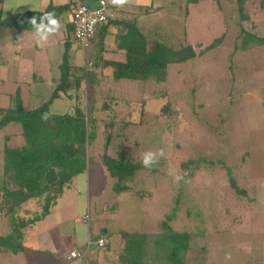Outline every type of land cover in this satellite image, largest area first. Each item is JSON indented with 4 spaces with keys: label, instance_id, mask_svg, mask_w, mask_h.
<instances>
[{
    "label": "rangeland",
    "instance_id": "rangeland-1",
    "mask_svg": "<svg viewBox=\"0 0 264 264\" xmlns=\"http://www.w3.org/2000/svg\"><path fill=\"white\" fill-rule=\"evenodd\" d=\"M173 1L155 0L153 5ZM176 2L180 8L154 15L159 14L157 23L167 43L172 36V44L183 46L186 27L185 43L195 46L197 53L222 37L221 45L194 60L171 65L166 82L115 85L119 99L97 122L101 132L89 149V173L66 189L45 221L24 231L26 240L53 228L61 218L76 217L79 225L73 221L60 227L70 237L77 231L72 243L75 238L88 240L92 252L98 249L94 238L107 229L113 249L106 254L119 264L124 232L159 233L176 208L170 225L192 235L186 264H264V46L242 48L244 31L264 37V0H246L248 21L240 20L238 0H203L190 7L189 18L185 0ZM12 78L0 68V108L10 105L7 94L24 86L19 78L21 82L13 85ZM111 120L117 124L113 131ZM21 133L19 124L0 132V168L5 137L14 136L9 146L18 147L25 144ZM149 151L156 153L157 164L138 172L129 192H115V180L100 158L107 154L142 163ZM228 168L246 195L231 187ZM25 209L34 215L42 203L28 202ZM2 213L0 236L9 231ZM21 245L24 251L4 252L0 264H41L28 260L24 239ZM64 249L70 253V247ZM41 260L49 264L51 256L43 254Z\"/></svg>",
    "mask_w": 264,
    "mask_h": 264
},
{
    "label": "trees",
    "instance_id": "trees-1",
    "mask_svg": "<svg viewBox=\"0 0 264 264\" xmlns=\"http://www.w3.org/2000/svg\"><path fill=\"white\" fill-rule=\"evenodd\" d=\"M203 0H187L188 4L197 5ZM3 0H0V6ZM238 9L242 21H248L246 0H238ZM47 13L29 12L18 14L3 20L0 9V38L4 28L34 30L29 23L32 18H40ZM242 48L251 45L264 46V37L244 31ZM222 37L199 53L192 45L180 48L170 46L165 41L154 40L147 43V38L131 33L124 39V49L128 53L127 64H115V78L133 81L166 82L171 65L185 63L203 56L219 47ZM81 48V47H80ZM68 52V50L66 51ZM69 57L66 54L63 64L62 80L49 101L42 106L27 110L19 92L13 98V104L7 109H0V132L11 124L22 127L25 145L10 147L5 145L3 166L0 168V211L5 214L10 233L0 236V256L6 251L19 254L24 251L21 243L24 231L44 220L58 204L65 190L73 185L89 167V149L98 138L97 120L94 116L92 90L88 92V105L77 104L73 114L57 115L51 106L56 99L68 95L72 90H79L89 71L72 81ZM106 121V120H105ZM109 123L110 131L116 122ZM108 126V125H107ZM107 130V127H106ZM109 176L115 180L113 189L117 193L129 192V183L138 172L147 170L142 163H134L125 157L113 158L105 154L101 157ZM231 187L246 195L237 185L232 170L228 168ZM33 201V202H32ZM42 203L41 211H24L26 203ZM25 215V216H22ZM177 210L166 216L159 233H123V248L119 254V264H186V255L190 250L192 235L178 232L170 223L176 218ZM28 216V217H27ZM7 218V219H6Z\"/></svg>",
    "mask_w": 264,
    "mask_h": 264
},
{
    "label": "crops",
    "instance_id": "crops-1",
    "mask_svg": "<svg viewBox=\"0 0 264 264\" xmlns=\"http://www.w3.org/2000/svg\"><path fill=\"white\" fill-rule=\"evenodd\" d=\"M108 1L116 10V16L97 27L96 37L91 47L85 51L74 41L73 17L68 0H3V3L0 6L1 17L3 20L18 14L29 12L46 13L50 11L55 14V18L60 25L57 32L49 35L46 42L40 44L37 43L34 30L19 28L2 29L0 38V68H3L13 77L11 81L13 85L21 81L24 85L17 88L16 93L7 94L11 102L9 107L12 106L13 98L16 96L17 92L20 93L23 106L27 110H34L49 101L61 83L64 59L66 54H68L72 81L78 77H82V74L86 73V70L89 71L91 77H85L78 91L72 90L68 95L62 94L63 96L56 99L51 106L52 113L57 115L73 114L74 109L79 103L83 108L86 107L88 105L87 90L90 89L92 90L91 95L93 96L92 103L94 104V116L97 120L102 119L103 112H107L106 110L112 108L115 100L119 99L113 92V87L124 83V81H133L129 79L115 78L116 69L114 65H124L128 62V53L124 49V39H128L131 33H135L139 37L143 34V36L147 38L148 44H151L154 40L165 41L167 43L168 39L165 40L166 38H164L165 34L163 33L160 22L157 23V21H161V19L158 18L159 14L156 18H154V15L156 13L168 11L171 7V9L177 7L180 8L179 5H177L176 0L167 6L159 5L157 3L156 5H153L155 4V0H152L150 7H146L145 5L146 3H149V0H127L123 5H117L113 3V0ZM87 2L92 6L95 5V0H87ZM192 5L193 4H188L187 0H185L184 7L187 9L188 18L190 7ZM145 7L146 11L143 12ZM5 33H9V43L3 41L5 39ZM171 39L169 41L173 47H181V45L178 47L177 45L172 44ZM185 39L186 27H184V43ZM184 43L183 45H187ZM12 44L14 46H12ZM67 50L68 52H66ZM90 64L92 65L89 67L88 65ZM17 78L21 81H17ZM104 100H107L110 103L103 105ZM121 103L123 104V101ZM100 132L101 131L99 130L98 138L100 137ZM13 137H10L9 135L5 137L7 145H9ZM3 150L4 147L2 151ZM100 163H102V161H100ZM91 166L89 156L88 170L79 177L86 176L87 173H89ZM70 187L67 189H70ZM65 195L66 190L63 196ZM24 211H29L31 214L33 213L32 210H26L25 206ZM50 215L51 214L47 217ZM81 216L82 214L79 218H81ZM45 219L41 222L45 221ZM73 221H75L76 225H79L76 222V217L71 219L61 218L53 228L39 233L31 240H26L27 236L24 232V241L27 249L25 252L30 256L28 260L35 259L41 264H47L43 260L39 261V259L43 254H48L51 256L49 264H113L115 257L112 255L111 261L109 258L111 254H106L113 249L112 239L109 237V231L104 229L101 231V234L99 233L100 235H97L94 238V243H96L98 249L91 252L87 245L88 240L84 242L76 239L77 231L74 232L76 236L73 235V237H76L74 240L75 244H73V237L66 236L67 231L64 232L60 228L63 224ZM79 221L80 224L83 223L81 219H79ZM8 233H10V229L6 232V235ZM101 238L106 242L103 247H100L97 244V241ZM90 239L92 241L93 238L90 237L89 240ZM27 241L32 245H29ZM64 246L70 247V253L77 251L80 252L83 257L78 260H68L70 253L64 252ZM121 249L122 247H120V251ZM89 251L91 253L90 256Z\"/></svg>",
    "mask_w": 264,
    "mask_h": 264
},
{
    "label": "built area",
    "instance_id": "built-area-1",
    "mask_svg": "<svg viewBox=\"0 0 264 264\" xmlns=\"http://www.w3.org/2000/svg\"><path fill=\"white\" fill-rule=\"evenodd\" d=\"M68 3L73 17L74 41L87 51L96 37L97 27L113 19L116 16V10L108 0H95L94 6L89 4L87 0H68ZM97 244L103 247L106 242L101 238ZM82 257L80 252L73 251L68 256V260H78Z\"/></svg>",
    "mask_w": 264,
    "mask_h": 264
},
{
    "label": "clouds",
    "instance_id": "clouds-1",
    "mask_svg": "<svg viewBox=\"0 0 264 264\" xmlns=\"http://www.w3.org/2000/svg\"><path fill=\"white\" fill-rule=\"evenodd\" d=\"M127 2V0H113V3L117 5H123ZM29 23L33 26L35 29V34L37 38V43L40 44L42 42H46L49 35L57 32L59 30V22L55 18L54 13H47L44 16H42L37 22V18H32ZM160 155H164V151L160 150ZM142 163L144 167L151 168L156 162V153L154 152H145L143 155ZM181 177H175V179H180Z\"/></svg>",
    "mask_w": 264,
    "mask_h": 264
}]
</instances>
